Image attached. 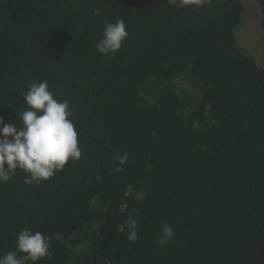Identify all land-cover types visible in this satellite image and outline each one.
I'll return each instance as SVG.
<instances>
[{
    "label": "trees",
    "instance_id": "1",
    "mask_svg": "<svg viewBox=\"0 0 264 264\" xmlns=\"http://www.w3.org/2000/svg\"><path fill=\"white\" fill-rule=\"evenodd\" d=\"M243 16V0H0V118L20 127L46 80L82 153L40 185L0 182V255L29 229L51 243L39 264H264V63L238 44ZM118 18L127 39L99 54Z\"/></svg>",
    "mask_w": 264,
    "mask_h": 264
},
{
    "label": "clouds",
    "instance_id": "2",
    "mask_svg": "<svg viewBox=\"0 0 264 264\" xmlns=\"http://www.w3.org/2000/svg\"><path fill=\"white\" fill-rule=\"evenodd\" d=\"M169 3L175 4L177 0H169ZM186 3L188 0H179L181 7ZM94 14L99 16L100 10L94 9ZM127 37L123 18L114 23L105 22L96 50L105 56L115 55ZM23 99L26 107L17 114L22 122L20 127L15 122L5 124L0 118V182H8L19 170L25 174V185H40L63 171L70 160L72 163L79 161L82 153L68 100L54 98L46 80H33ZM128 158L127 152L114 156L119 165H125ZM114 171H120V168ZM128 228L127 239L134 243L138 240L137 221L131 220ZM174 236L173 227L162 224L158 246L168 245ZM15 245V251L0 255V264H39L42 259H50L53 255L49 238L39 231L21 230L16 234Z\"/></svg>",
    "mask_w": 264,
    "mask_h": 264
},
{
    "label": "rangeland",
    "instance_id": "3",
    "mask_svg": "<svg viewBox=\"0 0 264 264\" xmlns=\"http://www.w3.org/2000/svg\"><path fill=\"white\" fill-rule=\"evenodd\" d=\"M244 16L236 31L239 46L254 58L259 66L264 63L262 15L255 0H243Z\"/></svg>",
    "mask_w": 264,
    "mask_h": 264
}]
</instances>
